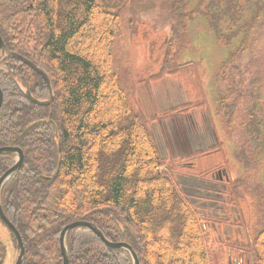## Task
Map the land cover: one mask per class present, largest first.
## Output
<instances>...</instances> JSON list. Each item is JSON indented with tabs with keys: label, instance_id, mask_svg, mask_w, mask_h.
Masks as SVG:
<instances>
[{
	"label": "trees",
	"instance_id": "16d2710c",
	"mask_svg": "<svg viewBox=\"0 0 264 264\" xmlns=\"http://www.w3.org/2000/svg\"><path fill=\"white\" fill-rule=\"evenodd\" d=\"M210 1L199 0L194 8L174 17L165 60L145 81L159 82L171 76L187 84L199 82L194 63L183 61L189 50L187 28L197 14H208ZM227 1L229 16L209 18L207 29L223 48H228L222 44L223 36L237 40L254 23L242 18L250 0H237L234 6L232 0ZM178 3L176 0L171 9ZM125 9L117 0H0L4 44L0 55V147L15 146L23 152L22 166L1 189L0 204L21 237V264H62L59 235L74 222L90 223L108 241L128 244L139 264H223L225 258V264H264V221L255 233L242 236L234 230L247 224L240 215L230 225L233 238L214 243L209 225L222 221L201 217L176 180L187 162L193 165L195 160L222 156L221 141L217 138L216 145L194 151L188 159L171 160L160 154L150 127L158 118L209 109L227 138L238 133L243 145L238 157L249 171L252 157L264 154V102L254 100L257 92L264 91V59L255 58L253 43L250 58L241 64L246 66L233 69L241 90L227 93L224 88L225 104L218 101L219 90L214 112L201 97L147 118L134 101V85L126 88L121 79L123 61L115 51ZM245 48V43L235 46L226 61ZM21 58L46 75L50 93ZM251 63L256 66H249ZM217 77L215 74V82L225 87ZM248 87L250 92L243 91ZM251 93L252 102L248 99ZM29 97L51 102L39 107ZM261 106L262 110L257 108ZM238 110L241 113L235 116ZM15 158V154L0 155V176L13 166ZM226 166L224 159L195 176L216 172V180L230 187L232 194L239 191L243 180L229 177ZM232 198L229 195L225 205L234 207ZM226 219L231 224L228 213ZM9 236L15 248L12 234ZM64 245L68 264H133L127 251L106 247L87 228L70 230ZM6 256L0 242V264H5Z\"/></svg>",
	"mask_w": 264,
	"mask_h": 264
},
{
	"label": "rangeland",
	"instance_id": "374dc122",
	"mask_svg": "<svg viewBox=\"0 0 264 264\" xmlns=\"http://www.w3.org/2000/svg\"><path fill=\"white\" fill-rule=\"evenodd\" d=\"M110 1L113 2V0H104L106 3ZM198 1L179 0L175 9H171L176 0H117L118 4H123L127 8L122 12L115 37V51L123 61L120 68L121 79L126 88L134 85V101L139 110L149 116L147 118L179 104L197 101L201 97L206 98L208 106L214 112L218 104L214 99L219 90L218 101L222 104L228 102L225 99L224 88L227 89V93L241 90L237 79L234 80L236 75L233 69L235 66H246L241 64H245L250 58L249 51L253 43L257 53L255 58L264 59V0L246 1L242 18L251 19V22H254L253 29L237 40H229L228 36H223L222 44L228 48L219 47L222 45L216 44L213 37L215 34L212 32V35L207 29L210 28L209 18L219 14L222 17L229 16L231 5L227 0H221V5L218 4V0H211L208 10L206 8L208 14L205 12L197 14L190 20L187 28L189 50L183 61L194 63L199 82L192 80L190 84H187L182 78L171 76L164 77L159 82L145 81L159 71L165 60L167 46L170 47L171 43L172 20L174 21V17L183 15L181 12L187 11L188 8H194ZM236 3L237 0H232L233 6ZM183 7L185 9L181 10ZM209 9L212 12H209ZM244 43L246 48L239 50V52L242 51L239 56H231V61H226L234 47L240 48ZM118 66H120L119 61ZM249 66L256 65L251 63ZM253 70L254 68L250 67L249 72L252 73ZM215 74L218 75L217 82L225 83V87L215 82ZM255 78L258 79L257 76ZM137 82L143 83L140 86L136 85ZM250 90L251 87L243 88V91L250 92ZM256 95L259 96H255V99L251 93V97H248L250 102H252L251 98L258 101L261 99L264 102V91L257 92ZM252 106L253 104L249 105V110ZM257 108L262 110V106ZM240 113L241 111L238 110L234 114L238 116ZM150 127L160 154L171 160L188 159L194 151L205 150L216 145L217 138L221 141L222 156L195 160L193 165H188L190 161L187 162L185 168L177 173L176 180L181 192L187 196L201 217L222 221V224L209 225L214 243L215 241L228 242L233 238L234 230L242 236L255 233L258 224L264 221V154L254 156V160L252 157L253 166L249 171H245L238 157L239 150L243 147L239 142L238 133L233 132L232 138H227L219 129V124L211 116L209 109L194 111L188 116L172 115L158 118ZM251 130L253 131L252 128ZM261 144L264 150V141L261 140ZM251 145L254 146L252 140ZM224 159L227 160L226 172L229 177L243 180L239 191L233 192L234 194H230L232 189L223 181L216 180V172L202 178L195 176L197 172L209 171L220 165ZM229 195L236 203L234 207L225 205ZM227 213L231 224L226 223ZM240 215L247 224L233 230L230 225L238 222ZM0 242L7 251L5 264H14L17 252L8 230L2 224H0ZM226 262L227 258L223 264Z\"/></svg>",
	"mask_w": 264,
	"mask_h": 264
},
{
	"label": "water",
	"instance_id": "95a60500",
	"mask_svg": "<svg viewBox=\"0 0 264 264\" xmlns=\"http://www.w3.org/2000/svg\"><path fill=\"white\" fill-rule=\"evenodd\" d=\"M3 53H4V44L0 38V55ZM20 60L42 78V80L45 82V84L48 88V91L50 93L49 81H48V78L46 77V75L43 72H41L36 66H34L30 61H27L23 58H21ZM2 99H3V97H2V92L0 89V106L2 103ZM29 100L34 105L39 106V107L46 106L51 102V99L46 100V101H37L31 97H29ZM3 154H15L16 158H15V162H14L13 166H11L8 170H6L0 176V193H1V189L4 185V183L7 181V179L12 174L17 172L23 163V152L15 146L0 147V155H3ZM0 222L6 227V229L9 231V233L12 234V236L15 240V248H16V252H17V257H16L14 264H21L23 257H24V248H23L21 237H20L19 233L17 232V230L14 228V226L4 216L2 208H1V204H0ZM80 227L89 229L94 235L97 236V238L106 247H108L110 249H122V250L127 251L131 257L132 263L133 264H139L137 256L135 255V253L132 251V249L130 248V246L128 244L123 243V242L114 243V242L108 241L95 226H93L90 223H86V222H74L72 224L65 226L63 228V230L61 231V233L59 235V252H60V255L62 257V264H68V261H69L68 255H67V252L65 249V245H64L65 236L70 230L75 229V228H80Z\"/></svg>",
	"mask_w": 264,
	"mask_h": 264
}]
</instances>
